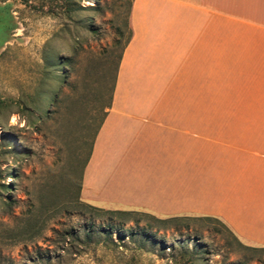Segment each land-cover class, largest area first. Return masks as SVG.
<instances>
[{"label":"crops","instance_id":"crops-1","mask_svg":"<svg viewBox=\"0 0 264 264\" xmlns=\"http://www.w3.org/2000/svg\"><path fill=\"white\" fill-rule=\"evenodd\" d=\"M129 24L82 199L215 216L264 246V150L237 140L264 120L207 117L223 95L264 111V0H132Z\"/></svg>","mask_w":264,"mask_h":264},{"label":"rangeland","instance_id":"rangeland-1","mask_svg":"<svg viewBox=\"0 0 264 264\" xmlns=\"http://www.w3.org/2000/svg\"><path fill=\"white\" fill-rule=\"evenodd\" d=\"M2 1L11 5L17 28L0 50V145L10 144L0 157V264H176V241L195 234L207 245L209 264H264V251L231 246L229 228L198 214L96 205L135 211L128 224L137 233L86 234L93 222H123L85 212L82 204L89 203L79 188L100 118L93 106L97 92L112 81L128 34L130 0ZM59 84L53 103L47 96L58 95ZM253 100L223 95L229 109L207 117L264 120V111L249 109ZM238 129L239 142L264 150V126ZM148 215L187 218L164 226ZM148 220L153 229L146 242L140 231Z\"/></svg>","mask_w":264,"mask_h":264},{"label":"trees","instance_id":"trees-1","mask_svg":"<svg viewBox=\"0 0 264 264\" xmlns=\"http://www.w3.org/2000/svg\"><path fill=\"white\" fill-rule=\"evenodd\" d=\"M131 6H132V0L129 1V8H128V34L125 38L124 43L122 44V48L120 50V52L117 55V62H116V66H115V70H114V75L112 77V81L110 83V86L107 87V85L104 86V90L98 91L97 95H96V103L93 106L94 107V111L100 112V118L98 120V122L96 123V127L94 129V134H93V139H92V143H91V147H90V151L88 153V156L85 160V165L91 155L92 152V147H93V143L95 140V137L105 119V116L107 115L108 109L111 106L112 103V98H113V91H114V87H115V83H116V77H117V70L119 67V63L123 54V50L126 46V44L128 43V41L131 38L132 35V31H131V27L129 24V14H130V10H131ZM17 28V24L16 21L14 20V15L12 13L11 10V5L9 3H6L2 0H0V50L4 47V45L10 40V38L12 37L14 30ZM117 33L123 35V31L120 27L117 28ZM68 64H70L69 62H67ZM62 88H63V84H59L57 85V89L59 91L58 95H52L49 94L47 97L49 100H52L53 103H56L59 97V94L62 92ZM105 94H106V99H105ZM3 104L0 103V112H2L3 110ZM47 112V110H46ZM8 143H5L4 145H0V157H3L6 153V151H10ZM84 165V167H85ZM84 171V169H83ZM1 172V170H0ZM83 174V172H82ZM1 175V173H0ZM83 176V175H82ZM81 189V183H80V188ZM5 202V201H3ZM83 206H85V208L87 210H84L85 212H88L90 214H95L96 216H109L110 218H118L121 219L123 222L120 224H115V223H111L108 224L107 227L103 226L101 223H96L93 222L91 223V226L88 227V229L86 230V234L93 231V232H98L99 234L101 233H106L109 234L111 232L112 229H122L125 231V233L127 234H131V235H135L137 232L134 230L133 226L128 224V221L131 219L132 215L134 214L135 211L132 210H105L103 208L97 207V206H93L91 204H82ZM151 219L156 220L158 223L164 224L165 225H172L174 224V222H178L182 219H185L187 217L185 216H168L166 218H157L153 215H148ZM198 218H203L206 219L208 221H216L217 223H220L222 226L226 227L225 230H227L229 227L219 218L215 217V216H210V215H200ZM139 222V221H138ZM153 226L150 225V221L148 220L144 225H142L141 227V231L140 233L142 234V236L145 237V241H149L151 239L150 238V231H152ZM230 229V228H229ZM228 229V230H229ZM158 229H155V232H157ZM219 233H221V229H218ZM229 233V238H230V242L229 244L231 246H235L239 247L241 249L247 250V251H260L263 252L264 251V246L261 247H251L248 245H245L244 243H242V241L237 237V235L230 229ZM102 235V234H101ZM200 235V233H199ZM200 236H198V234L193 235V236H189V237H185L184 239L181 240H177L176 244H175V249L177 250V252L174 255V260L176 264H209L210 262V258L209 256V251L207 248V245L204 243L199 242V238ZM144 242V244L146 243ZM231 264H247L246 262L242 261V260H237L235 262H232Z\"/></svg>","mask_w":264,"mask_h":264}]
</instances>
